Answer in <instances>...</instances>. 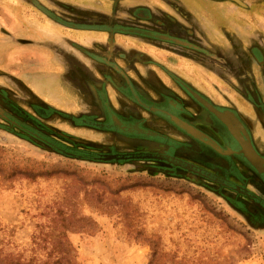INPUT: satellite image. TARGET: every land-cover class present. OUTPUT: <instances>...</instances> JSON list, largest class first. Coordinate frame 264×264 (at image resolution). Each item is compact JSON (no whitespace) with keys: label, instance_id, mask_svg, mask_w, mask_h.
<instances>
[{"label":"rangeland","instance_id":"rangeland-1","mask_svg":"<svg viewBox=\"0 0 264 264\" xmlns=\"http://www.w3.org/2000/svg\"><path fill=\"white\" fill-rule=\"evenodd\" d=\"M0 1L57 31L61 63L13 76L1 68L15 36L0 29V264L264 261V206L250 196L151 158L69 156L32 131L94 155L165 149L116 128L128 118L262 194L251 155L216 156L170 115L194 119L203 104L246 122L264 111V0ZM211 124L195 127L216 140Z\"/></svg>","mask_w":264,"mask_h":264},{"label":"flooded vegetation","instance_id":"flooded-vegetation-1","mask_svg":"<svg viewBox=\"0 0 264 264\" xmlns=\"http://www.w3.org/2000/svg\"><path fill=\"white\" fill-rule=\"evenodd\" d=\"M201 105L199 106L200 114L197 117H195L194 119L189 118L187 113L184 111V108L182 109L181 107L176 108L177 110H176L175 114H171L170 116H171L173 122L175 123V125H177L180 128L186 127L188 130H190L192 132V133H190V135H192L197 142L199 141V143L203 147L213 148L214 149L213 152L216 154V156H220V157H223V158L229 160V159L234 158V157L242 158V156L247 158L251 155L250 158L252 161H249L250 164L251 163L253 164V166L255 168V172H258L260 174L261 178H263V180H264V156H255L252 154H248V152H247V149H248L247 146L250 147L249 138L251 137V133L248 130L246 123L243 122L240 118H236L234 116V114H232L233 112H231V109H229V108L219 107L218 108L219 110H218L216 108L209 107V105H207V106H203V104H201ZM157 111L159 112V109ZM113 121H114V119H113ZM210 123H212L211 125H214V126L218 125L222 129L224 128L223 129L224 131L222 129H220V131H218L217 128H215L217 130L218 135H219V138H218L219 140L216 139L218 142L214 138L209 136L208 134H205L202 132L203 134L208 136V138L201 135V131L198 130L199 128L195 127V124H199L202 126L208 125L210 127V125H209ZM114 124H115L116 128L119 129L120 131H138L141 134L146 135L147 136L146 139L154 140V141L162 144L165 148L161 152L160 151H149L147 153L176 157V158L185 160L187 162L194 163L201 168H204L201 165H199L198 163L193 162V160L190 159V157H186V156L183 157V154L179 153L181 151V149H179V148H182L180 146L181 144L174 143L170 138H168L167 136H165L161 133L154 132V131L152 132V131L146 130L144 128H141V127H139V124L138 125L136 124V122L134 124L130 123L128 118H123L122 120L116 118ZM211 129H214V127L211 126ZM196 130H198L199 132L198 133L195 132ZM173 151H175L176 154ZM209 151H211V150L209 149ZM151 159H155L159 162L164 163V165H165L164 167H167L169 170L174 171L176 169H181L183 171H188L187 169L182 168L179 165L171 163L165 159H160V158H155V157H151ZM219 160H218V165L220 164V167H221V163H220L221 160L220 161ZM214 164H216V163H213V165ZM213 165L209 168H212V170L218 169V171H214V170L212 171V170H210V169L208 170L206 168H204V169H206V170H208V171H210V172H212V173H214L220 177L226 178L229 181H231L232 183L240 185L242 189H246L248 191V189L245 188L244 185L238 184V182H236L235 180L230 178L229 174L227 173V170L225 172H223V171L221 172L222 169H220V167H218V166L213 167ZM206 166H208V165H206ZM230 168H232L231 163H230ZM248 192L251 193L250 191H248ZM239 194H242L244 196H250L251 199H253L255 202H257V201L260 202V199L256 195L253 197L251 194H245L242 192H240Z\"/></svg>","mask_w":264,"mask_h":264},{"label":"crops","instance_id":"crops-1","mask_svg":"<svg viewBox=\"0 0 264 264\" xmlns=\"http://www.w3.org/2000/svg\"><path fill=\"white\" fill-rule=\"evenodd\" d=\"M3 3L4 2L0 1V29H5L15 36L16 43L6 54L5 58L7 62L4 59L5 65H2L1 69L10 72L16 77L26 75L28 78H32L36 75L37 70L51 72L54 67L60 68L61 63L55 58L54 49L48 40L49 36L57 31L47 25H44L41 28H36L33 26L35 23L34 12H21L20 10L14 9V6L8 8V6L6 4L3 5ZM67 29L73 30L75 33L78 32L77 29H73L72 27H67ZM58 31L62 32L63 30L59 29ZM1 32L2 31H0V34ZM65 33L67 32L65 31ZM104 33H106V37H112L111 32L105 31ZM80 34L77 36H81ZM107 45L109 46V43ZM263 112H257L256 116L255 114H251L245 122L251 133L249 145L258 156H264ZM237 163L241 171H243L245 165L239 161ZM227 165V162H225V168H227ZM238 184L243 185L242 182H238ZM261 191L262 194H255L253 192L250 194L253 197L256 195L260 199L259 203L264 206V190L261 189ZM238 264H264V261L259 257H250L240 261Z\"/></svg>","mask_w":264,"mask_h":264},{"label":"water","instance_id":"water-1","mask_svg":"<svg viewBox=\"0 0 264 264\" xmlns=\"http://www.w3.org/2000/svg\"><path fill=\"white\" fill-rule=\"evenodd\" d=\"M2 113V111H0ZM3 114V113H2ZM195 132H199L198 130H196ZM201 135L205 136L206 138H208V136H206L205 134H203L201 132ZM154 146H149V148L147 149H152ZM247 152L248 154H252L255 156H258L253 149H251L249 146H247ZM149 151H137V152H117V153H107V154H100V155H93V156H99L102 157L104 159H132V158H151V157H155V158H160V159H165L171 163H174L176 165H179L182 168L187 169L188 171L191 172H195L197 174H200L206 178L212 179L218 183H221L223 185L229 186L239 192L245 193V194H250L246 189H242L240 185L234 184L231 181H229L226 178L220 177L204 168L199 167L198 165L191 163V162H187L185 160L176 158V157H171V156H165V155H159V154H152V153H147Z\"/></svg>","mask_w":264,"mask_h":264},{"label":"trees","instance_id":"trees-1","mask_svg":"<svg viewBox=\"0 0 264 264\" xmlns=\"http://www.w3.org/2000/svg\"><path fill=\"white\" fill-rule=\"evenodd\" d=\"M14 117V116H11ZM32 131H34L35 135L38 136H44V139H46L48 142H50L52 144V146L58 150V152L67 154L69 156H73V157H92L94 154L89 152L88 150H82V149H78L76 147L73 146H67L64 145L63 143H59V142H54L52 139L48 138V135H44L42 132H40L39 130H37L36 128H32ZM242 203V202H241ZM243 210V207H240Z\"/></svg>","mask_w":264,"mask_h":264}]
</instances>
